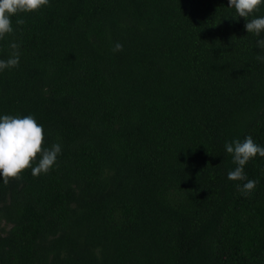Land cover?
Wrapping results in <instances>:
<instances>
[{
  "label": "trees",
  "instance_id": "obj_1",
  "mask_svg": "<svg viewBox=\"0 0 264 264\" xmlns=\"http://www.w3.org/2000/svg\"><path fill=\"white\" fill-rule=\"evenodd\" d=\"M228 6L49 0L11 17L0 117L33 116L61 153L0 178V264H264V157L245 196L225 149L264 147V32Z\"/></svg>",
  "mask_w": 264,
  "mask_h": 264
},
{
  "label": "clouds",
  "instance_id": "obj_2",
  "mask_svg": "<svg viewBox=\"0 0 264 264\" xmlns=\"http://www.w3.org/2000/svg\"><path fill=\"white\" fill-rule=\"evenodd\" d=\"M49 4V0H0V40L13 33L11 17L22 13H33ZM264 0H228V7L234 8L240 18L248 22L245 29L248 33L260 36L264 32V16L248 20L254 12H258ZM17 25L24 24L23 19L16 21ZM260 48H264V39L257 42ZM14 50L7 60H0V71L19 66L18 45L12 44ZM123 50V45L117 42L112 51L114 53ZM44 130L33 116L14 117L4 115L0 117V178L5 185L11 180L21 179V174L31 169L33 177L47 174L54 166L57 156L61 153L60 144H54L50 149L43 147ZM228 154L233 157V163L237 167L228 173L230 181H243L237 184V188L243 195H249L258 183L249 180L244 173L245 165L257 155L264 157V147L254 143L251 136L240 140H234L225 144ZM39 157L38 161L37 158ZM35 165V166H33Z\"/></svg>",
  "mask_w": 264,
  "mask_h": 264
}]
</instances>
